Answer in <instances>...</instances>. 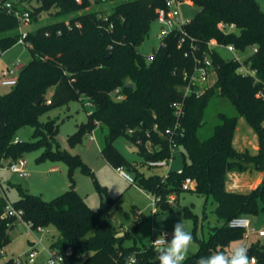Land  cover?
I'll return each mask as SVG.
<instances>
[{"label": "trees", "instance_id": "1", "mask_svg": "<svg viewBox=\"0 0 264 264\" xmlns=\"http://www.w3.org/2000/svg\"><path fill=\"white\" fill-rule=\"evenodd\" d=\"M183 1L198 8L185 30L199 47L206 51V45L215 42L231 45L240 54L250 51L244 64L254 75L239 74L237 62L224 60L213 50L210 57L216 80L199 97H184V75L193 69L192 59L184 57L188 45L178 49V35L172 33L153 51L151 60L139 52L156 10L164 7L165 0H80L79 4L74 0H23L19 5L28 11L32 25L42 13L53 21L28 31L25 41L29 60L19 69L15 85L0 93V165L35 151H40L34 160L37 164L48 161L64 165L68 190L44 201L18 187V198L10 205L21 212L22 220L29 222L31 229L52 228L56 235L50 247L70 249L73 257H81L82 264H123L131 256L135 257L134 264L158 261L154 246L138 245L140 221L125 229L122 223L107 218L114 210L128 219L118 198L105 195L98 208L91 210L74 191L72 175L77 169L91 179L98 193L104 194L80 158L60 149L54 121H38L42 114L69 102L85 100L90 112L67 138L68 147L80 144L85 135L98 137L99 155L104 162L112 169L131 172L136 187L159 199L158 210L172 211L168 197L184 193L181 186L187 177L194 181L189 192L212 201L213 213L222 224L211 228L206 240L197 237V215L186 208L183 211L193 223L191 233L197 245L196 253L183 264H196L200 257L215 251L227 252L230 244L244 234L243 229L230 228L229 222L237 217L257 216L263 210L260 203L264 201V179L248 193L229 192L226 183L229 173H264V99L257 97L264 92V12L256 0ZM93 4L104 8L85 11ZM65 21L71 30L65 29ZM75 23L79 28L74 27ZM219 24L234 25L235 29L224 32ZM18 37L15 19L0 12V54L14 46ZM115 89L123 95L121 101L111 97ZM178 102L184 105L180 119L171 107ZM227 106L231 112L224 111ZM211 116L214 123L207 132ZM239 118L257 136L255 155L247 150L236 151L232 145ZM176 125L178 129L172 136L165 135L166 129ZM23 127L32 129L31 140L13 143L16 132ZM121 136L136 146L142 159L140 166L173 159L172 150L182 149L181 174L170 171L166 176H145L114 148V141ZM5 205L0 196V250L8 244L7 233L17 223L13 216H3ZM119 233L122 235L117 236ZM248 255L255 257L257 264H264L263 247L250 246Z\"/></svg>", "mask_w": 264, "mask_h": 264}, {"label": "rangeland", "instance_id": "2", "mask_svg": "<svg viewBox=\"0 0 264 264\" xmlns=\"http://www.w3.org/2000/svg\"><path fill=\"white\" fill-rule=\"evenodd\" d=\"M187 2L188 3L183 5L182 11L186 18L192 19L198 11V8L192 5L190 1ZM256 2L264 12V0H256ZM103 8L104 7L101 5L93 4L85 11L101 10ZM52 21L53 20L51 16H49L47 13H42L39 16L38 22L35 25L29 24L25 28V30L30 31L40 26L41 24H46ZM158 29V25L153 22L151 24L147 38L139 47V52L146 57L152 55L153 51L156 50L159 46V41L156 38ZM14 33V31L10 32V34ZM216 52L224 60H232L234 58V55L224 48H217ZM249 53L250 51L245 54L237 53V56L244 57ZM28 60L29 55L26 48H24L22 45L15 44L10 49L0 54V70L10 66L16 61H19V63H21L23 66L25 63H27ZM215 80L216 76L212 75L209 82L214 83ZM7 90L8 89L0 87V93H4ZM50 92L51 89H48L46 93L47 97ZM88 111L89 107H87L85 100L74 101L69 102L62 107L49 110L48 112L39 116L38 121H54V124L57 125V134L55 136V139L60 149H63L72 155H77L80 160L90 169L97 185L103 190L104 194L102 192H99V195L94 185L92 184L91 179L88 176L81 174L79 170H74L72 175L74 181L73 189L84 200L86 205L91 210H96L98 208L100 198L104 201L105 195L110 199L118 198V204L121 210L128 214V219L122 218V216L116 214L114 210L109 211L107 218H109L113 222L122 223L123 228L125 229L132 228L135 222L140 221L141 223L137 232L139 238L138 245L140 246L151 245L152 240L158 237L162 232L171 234L173 231V226L177 222H182L184 224L185 230L192 232L193 223L191 220L186 219L183 214L185 208L188 209L191 213L197 215L199 219V230L197 233V237L199 239L206 240L208 238L209 230L222 224V221L218 219L213 213L214 204H212V201L210 199L206 201L204 196L196 195L191 192H184L178 195L175 193H171L168 197L167 204L169 207H173L172 211L168 212L158 210L154 213L150 196L136 187L134 184H129L126 181H123V179L120 178L119 174H117L113 169L106 165L104 160L100 157V139L98 137L95 136L94 140L90 141L89 135H85L81 139L80 144L75 145L72 148L68 147L66 142L67 138L75 132L77 126L80 123L85 122ZM224 111L231 112V109L227 106L224 108ZM209 112L212 113L213 110H210ZM213 123L214 118L211 116L208 123L209 127L207 129V132H209ZM31 133L32 129L30 127H23L16 132L15 138L20 142H28L31 140ZM113 145L118 153L122 156L123 160L128 163L137 165L140 171L145 176H163L169 170L168 167L148 168L146 167V165L140 166L142 159L137 154V148L126 137H118L114 141ZM147 145L149 147V144ZM247 149L249 150V152L251 151V141L248 144ZM39 153L40 151L30 152L24 154L21 158L25 161V169L27 171V177L24 179L18 178L15 174L10 173L7 169L0 168V196L8 204H11L17 200L18 187L26 193L39 196L44 201H50L59 194L68 190L69 183L65 176L64 165L55 163L58 167L57 172L49 174L47 169L52 166L53 163H49L48 161L42 162L40 164L35 163L34 160L38 157ZM181 153L182 149L180 148H174L172 150L173 159L171 166H169L170 169L172 168L174 170L180 166L182 167ZM5 162L15 163L16 160ZM120 170L133 179L134 176L131 172H129L125 168H121ZM243 173L237 174L244 175ZM239 184L244 185L241 190H244L247 193L250 186H247V183L242 179H240ZM260 208L263 210H261V212L257 216L247 218L251 223V227L256 229V231L264 232V201L260 203ZM47 230L48 234H36V236L42 241V247H46L49 244V241L56 235L55 231L52 228H48ZM7 234L9 242L1 250V264L15 258H20L23 261L22 264H26V254L29 251L31 244L34 242L32 235L23 225L19 223H16L14 227H12L8 231ZM236 244H243L247 248L252 245H258L264 248V237L260 238L255 234L244 231L243 237L232 242L230 246ZM41 246L36 247L40 254L38 255L34 264H41V261L43 259L44 254L41 253ZM230 246L227 249V252L230 250ZM196 250L197 245L193 241L188 257L194 255L196 253Z\"/></svg>", "mask_w": 264, "mask_h": 264}, {"label": "built area", "instance_id": "3", "mask_svg": "<svg viewBox=\"0 0 264 264\" xmlns=\"http://www.w3.org/2000/svg\"><path fill=\"white\" fill-rule=\"evenodd\" d=\"M23 0H0V12H4L7 15H11L16 23H17V32H18V39L16 44L22 45L24 48H27L28 44L25 41V37L28 33L25 28L30 24V16L28 11L20 9L19 5L22 3ZM75 3L79 4L80 0H74ZM188 3L187 1L183 0H165L164 7L159 8L156 10V17L154 22L158 25L159 29L156 35V38L159 41V46L164 44V39L171 35L172 33L178 35V42L177 48L182 49L185 45L187 49L184 51V57H190L193 61V69L191 74L185 73L184 79L187 81V84L184 88L183 96L186 97L188 95H195L199 97L204 93V90L212 85L210 83V77L215 75L213 63L211 60V53L213 50L217 48H224L228 52L234 55L233 61L239 64V68L237 72L243 76H252L254 75V71L249 68L248 65L244 64V60L246 59L247 55L244 57L237 56L236 49L231 45H221L215 42H210L206 45V51H203L199 45L196 43L195 39L189 36L187 31L185 30L186 25L190 23V19L184 16L182 11L183 5ZM64 27L66 30H71V25L65 21ZM75 28H79V24H74ZM219 29L224 32H231L235 29L234 25H224L219 24ZM60 32L57 31L56 35H59ZM48 34L45 33L44 36L46 37ZM158 46V47H159ZM256 49H253L252 52H255ZM152 59V55L148 57V60ZM22 67V64L19 61L12 63L10 66L0 70V87L5 89H10L16 83V77L19 69ZM111 97L115 101H121L123 99V95L119 93L117 89L111 92ZM258 98L264 99V92H260L257 94ZM49 101H46L48 104ZM87 107L90 109V104L86 102ZM174 115L177 119L183 115V103H173L171 105ZM90 111H88L89 113ZM178 129V125L174 128H168L165 130V135L172 136L174 131ZM132 131H128V134H131ZM90 141L94 140L92 135H89ZM20 141L14 138L13 143H19ZM172 159H162V160H155L147 162L146 167L148 168H166L170 166ZM4 164V165H3ZM1 169H7L10 173L15 174L18 178L24 179L27 177V171L25 169V161L21 158L17 159L15 163L10 162H2L0 165ZM119 176L122 179H125L128 183L133 184V179L129 177L127 174L123 173L120 169H116ZM181 169L177 170V174H181ZM169 173V172H168ZM166 173V175L168 174ZM165 175V176H166ZM182 191L189 192L194 188V181L187 177L184 179L182 183ZM151 198V205L153 208V212L155 213L158 210L157 202L159 201L158 198L149 195ZM3 216H13L16 219V222L23 225L29 233L32 235L34 242L31 244L29 251L25 257L26 264H34L35 260L37 259L40 252L36 249L37 246H41V240L36 236V234H47L48 230L46 228H37L31 229V224L29 222H25L21 218V212L16 211L12 208L10 204L6 202L4 208ZM230 228H237L243 229L244 231L255 234L258 237L264 236L263 231H256L253 227H251V223L247 217H237L232 219L229 222ZM161 234V233H160ZM170 234V233H169ZM171 236H169V240ZM154 240V239H153ZM153 240L151 245L154 246ZM155 247V246H154ZM41 253H43V259L41 264H82V259L79 256H72L70 249H65L64 251H59L57 249H53L50 247V244L46 247L41 246ZM0 256L1 250H0ZM12 261V264H22L23 261L20 258H15ZM135 257L131 256L129 259L123 264H134ZM1 264V260H0Z\"/></svg>", "mask_w": 264, "mask_h": 264}, {"label": "clouds", "instance_id": "4", "mask_svg": "<svg viewBox=\"0 0 264 264\" xmlns=\"http://www.w3.org/2000/svg\"><path fill=\"white\" fill-rule=\"evenodd\" d=\"M153 243L158 264H183L193 244V236L190 231L185 230L182 222H177L171 234L162 232ZM196 264H257V261L255 257H249L246 246L236 244L230 246L228 252L215 251L208 256H202Z\"/></svg>", "mask_w": 264, "mask_h": 264}, {"label": "crops", "instance_id": "5", "mask_svg": "<svg viewBox=\"0 0 264 264\" xmlns=\"http://www.w3.org/2000/svg\"><path fill=\"white\" fill-rule=\"evenodd\" d=\"M189 5H191V4H189ZM50 95H51V92L48 94V97ZM250 141H251V151H250L251 153L247 149ZM232 145L236 151L247 150L251 155H255L258 152L257 136L255 135V133L253 131H251L247 127L246 122L244 121L243 118H239L237 121L235 130H234V134H233ZM171 164H172V162H171ZM171 164H170V166H171ZM57 168H58L57 164H52V166H50L47 169V171L49 174H53V173L57 172ZM180 169H181V166L178 167L177 169H174V170L172 168L170 169V167H169V170L167 171V173L170 171H177ZM113 170L118 174L116 169H113ZM246 173H247V175H246ZM243 174L244 175L237 174V173H229L228 174L227 191L233 192V193H246L244 190H241V188H243L244 185L239 184L240 179H242V180H244V182L247 183V186H250L249 190L247 191V193H248L249 191L256 188L261 183V181L264 179V173L263 172H249V171H247ZM65 175H66V169H65ZM248 175H250V176H248ZM123 181H126V180L123 179ZM262 237H264V236H262ZM262 237H260V238H262ZM53 238L51 240H53ZM51 240L49 241V244H50Z\"/></svg>", "mask_w": 264, "mask_h": 264}, {"label": "water", "instance_id": "6", "mask_svg": "<svg viewBox=\"0 0 264 264\" xmlns=\"http://www.w3.org/2000/svg\"><path fill=\"white\" fill-rule=\"evenodd\" d=\"M128 87H132V85H129ZM122 234L121 233H119L117 236H121Z\"/></svg>", "mask_w": 264, "mask_h": 264}]
</instances>
